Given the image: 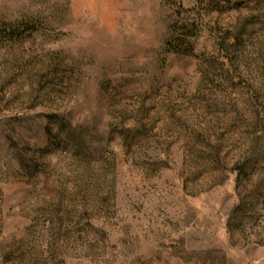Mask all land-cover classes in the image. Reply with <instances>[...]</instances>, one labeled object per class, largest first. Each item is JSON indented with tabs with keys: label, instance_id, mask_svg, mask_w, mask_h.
I'll return each instance as SVG.
<instances>
[{
	"label": "rangeland",
	"instance_id": "374dc122",
	"mask_svg": "<svg viewBox=\"0 0 264 264\" xmlns=\"http://www.w3.org/2000/svg\"><path fill=\"white\" fill-rule=\"evenodd\" d=\"M0 20V264H264V0Z\"/></svg>",
	"mask_w": 264,
	"mask_h": 264
},
{
	"label": "trees",
	"instance_id": "16d2710c",
	"mask_svg": "<svg viewBox=\"0 0 264 264\" xmlns=\"http://www.w3.org/2000/svg\"><path fill=\"white\" fill-rule=\"evenodd\" d=\"M227 3L229 5H231V0H227ZM222 6H219V4L217 6H213V9H217V10H221ZM234 7V5L232 6ZM15 23L12 22H8L5 20H0V42H2L3 40H7V39H13L15 37H18L19 33H21L20 29H14L13 25ZM33 29V28H31Z\"/></svg>",
	"mask_w": 264,
	"mask_h": 264
}]
</instances>
